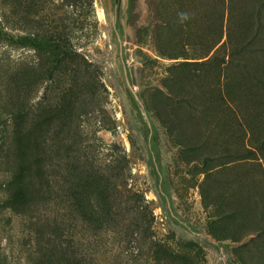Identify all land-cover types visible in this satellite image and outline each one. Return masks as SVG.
<instances>
[{"label":"rangeland","instance_id":"obj_1","mask_svg":"<svg viewBox=\"0 0 264 264\" xmlns=\"http://www.w3.org/2000/svg\"><path fill=\"white\" fill-rule=\"evenodd\" d=\"M0 31L50 43L0 39V264H264V0H0Z\"/></svg>","mask_w":264,"mask_h":264},{"label":"trees","instance_id":"obj_2","mask_svg":"<svg viewBox=\"0 0 264 264\" xmlns=\"http://www.w3.org/2000/svg\"><path fill=\"white\" fill-rule=\"evenodd\" d=\"M7 39L11 42H16L18 44H23V45H27V44H31L33 47L35 48H42L44 46H47L49 45L50 43L46 40H40V39H37V38H30V37H27V36H23V37H13V36H9V35H6L5 33H3V31H0V39ZM125 65L127 66V62L125 61ZM129 94L131 97H133V92L131 89H129ZM134 103H136V105L138 106L137 102L135 99H133ZM154 163V162H153ZM155 164V163H154ZM160 190H161V197L164 199V201L166 202V204L169 203V198H168V195L166 194L165 190L162 188V186H160ZM215 247L217 248V250L220 252V254L223 253L224 249H229V246L227 245H224L222 243H219L217 245H215Z\"/></svg>","mask_w":264,"mask_h":264},{"label":"clouds","instance_id":"obj_3","mask_svg":"<svg viewBox=\"0 0 264 264\" xmlns=\"http://www.w3.org/2000/svg\"><path fill=\"white\" fill-rule=\"evenodd\" d=\"M181 16H182V18H186V17L184 16V14H181Z\"/></svg>","mask_w":264,"mask_h":264}]
</instances>
